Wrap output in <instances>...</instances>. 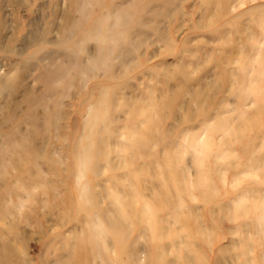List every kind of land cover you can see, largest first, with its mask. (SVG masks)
<instances>
[{
	"label": "rangeland",
	"instance_id": "obj_1",
	"mask_svg": "<svg viewBox=\"0 0 264 264\" xmlns=\"http://www.w3.org/2000/svg\"><path fill=\"white\" fill-rule=\"evenodd\" d=\"M76 5L0 0L9 264H264V0ZM102 49L107 64L90 68ZM90 144L100 157L80 177ZM113 212L124 239L81 250Z\"/></svg>",
	"mask_w": 264,
	"mask_h": 264
},
{
	"label": "bare ground",
	"instance_id": "obj_2",
	"mask_svg": "<svg viewBox=\"0 0 264 264\" xmlns=\"http://www.w3.org/2000/svg\"><path fill=\"white\" fill-rule=\"evenodd\" d=\"M96 1L97 0H74V3L77 4L76 6L79 8V11L81 12V14L85 15L86 11H87V7L90 5H93V3ZM135 6H137V5H135ZM129 12H130L129 10H126L124 12L121 11V14H123L122 18H119L120 15L117 16V21L122 20V21L126 22L128 19H130V13ZM102 25H105V24H102ZM94 30L95 31L97 30V32L94 33L97 36L99 34V32L102 31V28L99 26H96V29H94ZM125 38H126V36H124V33L119 32L116 35V39L114 38V42H116V41L118 42V40L125 39ZM100 39L105 41L104 37L103 38L101 37ZM104 51H105L104 49L99 51V53L97 55H95V57L89 62L90 68L91 67L96 68V67L107 64V62L109 60V56H108V54H105L106 52H104ZM66 55L68 56L69 54H66ZM73 65H75V67L77 69H79V71H81V72H83L84 69L86 68V66H83L78 61L73 63ZM1 85H2V87H6V86L7 87L8 86L13 87V83H11V82H7V83L2 82ZM101 118L102 119H100V120H102L103 122H105L107 120L106 116H102ZM96 119H99V116L95 115V120ZM145 141H146V138H145ZM143 143H145V142L143 141ZM143 143L140 142V144H143ZM89 146L90 147H88V149L84 152V154L81 157L80 171H79L80 177L83 173V168L87 164V162L90 160L92 161L95 159H99V157H100L99 150L97 148L94 149L91 144ZM83 190H84V194H85V201L93 202L91 190H89L87 186H85L83 188ZM132 198H134V196ZM161 202L163 204L166 203L163 201H161ZM124 205H127V207H130V209L128 210L127 213H129L131 215H136L138 217H145V215H146V204H144L141 211L140 210L139 211L134 210L130 206L129 201L127 204L124 203ZM147 210L150 214H153V209L151 207L147 208ZM125 211L126 210L124 208V211L122 213H124ZM106 220H103V219L101 220L100 216L96 215V218L93 219L92 222H90L91 226H90L89 234L86 237H82L81 235L77 236V238H76L77 239V246L80 247L81 250L83 249V251H84L86 245L87 246L90 245V248L93 249V251H92L93 253L95 250H97V251H95L97 253L100 248L104 249V250L110 249V245H109L110 243H109L108 238H107L108 233H112L114 236H116L117 241L124 239V237H125V231H124L125 226H124L123 222L121 221L120 212H113L112 214H109V216H107ZM123 248L126 249V246ZM111 249H113V248L111 247ZM127 250L129 251V253H131V251H132V250H129L128 248H127ZM14 255H16V250L14 249V247L10 243L5 242V241L1 242V240H0V264H9L10 259ZM77 260H79L78 257H77ZM78 262L79 261H76L74 263L77 264ZM60 264H67V263H65L63 261ZM106 264H116V263L114 261L110 260V262H106Z\"/></svg>",
	"mask_w": 264,
	"mask_h": 264
}]
</instances>
